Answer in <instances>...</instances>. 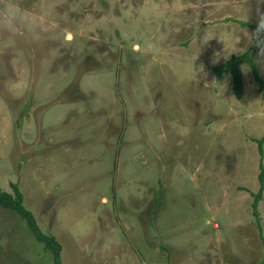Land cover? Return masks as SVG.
Returning a JSON list of instances; mask_svg holds the SVG:
<instances>
[{"label": "rangeland", "instance_id": "374dc122", "mask_svg": "<svg viewBox=\"0 0 264 264\" xmlns=\"http://www.w3.org/2000/svg\"><path fill=\"white\" fill-rule=\"evenodd\" d=\"M18 3L42 24L0 35V189L60 264H260L264 89L243 63L236 98L209 67L248 45L256 0ZM0 264H51L2 206Z\"/></svg>", "mask_w": 264, "mask_h": 264}, {"label": "trees", "instance_id": "16d2710c", "mask_svg": "<svg viewBox=\"0 0 264 264\" xmlns=\"http://www.w3.org/2000/svg\"><path fill=\"white\" fill-rule=\"evenodd\" d=\"M237 19V22L241 25H247L251 29L256 27V23L251 21ZM256 51L254 47L247 45L242 51L230 54L224 60L209 65L213 72L215 79H219L224 73H228L230 77V90L232 94L239 98L243 91V82L241 77V65L247 64L250 67L251 74L254 80L258 83L260 90L264 89V79L259 74L257 67L253 61V53ZM258 150H261V138H257ZM259 171L257 173L258 187L255 192H252L251 199V213L256 215V205L258 198L261 195L262 188L264 186V168L259 163ZM12 187V192L0 189V206L16 213L23 221L27 229L32 233L35 240L42 244L44 250H47L50 254L51 264H60L59 249L60 245L52 234L44 233L38 227L32 212L22 204V194L17 188V185L13 182H9ZM264 261V256L261 263Z\"/></svg>", "mask_w": 264, "mask_h": 264}, {"label": "clouds", "instance_id": "9594fccd", "mask_svg": "<svg viewBox=\"0 0 264 264\" xmlns=\"http://www.w3.org/2000/svg\"><path fill=\"white\" fill-rule=\"evenodd\" d=\"M256 5V27L245 30V38L247 44L257 50V57L264 58V10H261L264 0H256ZM41 24V18L21 8L18 0H0V35L13 41H31L39 34Z\"/></svg>", "mask_w": 264, "mask_h": 264}]
</instances>
